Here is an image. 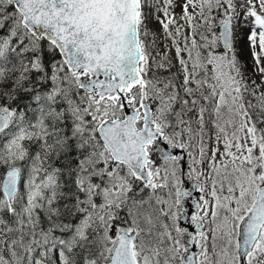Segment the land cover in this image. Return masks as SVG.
Returning <instances> with one entry per match:
<instances>
[{"label": "snow or ice", "instance_id": "snow-or-ice-1", "mask_svg": "<svg viewBox=\"0 0 264 264\" xmlns=\"http://www.w3.org/2000/svg\"><path fill=\"white\" fill-rule=\"evenodd\" d=\"M0 264H264V0H0Z\"/></svg>", "mask_w": 264, "mask_h": 264}]
</instances>
